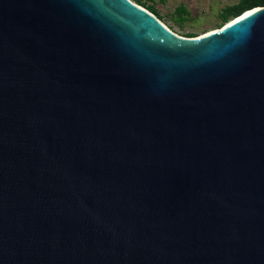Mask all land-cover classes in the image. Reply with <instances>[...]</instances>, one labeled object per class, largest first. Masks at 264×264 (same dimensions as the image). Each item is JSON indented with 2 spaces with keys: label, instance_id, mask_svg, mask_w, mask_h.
<instances>
[{
  "label": "water",
  "instance_id": "1",
  "mask_svg": "<svg viewBox=\"0 0 264 264\" xmlns=\"http://www.w3.org/2000/svg\"><path fill=\"white\" fill-rule=\"evenodd\" d=\"M191 40L131 0H0V264H264V6Z\"/></svg>",
  "mask_w": 264,
  "mask_h": 264
},
{
  "label": "rangeland",
  "instance_id": "2",
  "mask_svg": "<svg viewBox=\"0 0 264 264\" xmlns=\"http://www.w3.org/2000/svg\"><path fill=\"white\" fill-rule=\"evenodd\" d=\"M179 35L200 37L243 15L242 0H132ZM231 9V10H230Z\"/></svg>",
  "mask_w": 264,
  "mask_h": 264
},
{
  "label": "bare ground",
  "instance_id": "3",
  "mask_svg": "<svg viewBox=\"0 0 264 264\" xmlns=\"http://www.w3.org/2000/svg\"><path fill=\"white\" fill-rule=\"evenodd\" d=\"M131 1H132V0H131ZM132 2H134V1H132ZM134 3H135V2H134ZM135 4H136V3H135ZM141 7H142V6H141ZM142 8H144V7H142ZM144 9H146V8H144ZM146 10H147V9H146ZM246 14H247V13H244L243 15L239 16L238 18H235V19L231 20L230 22L225 23V26L223 25L222 27H219V28H217V29H213V30H211V31H209V32H207V33L201 35L200 37H186V36L179 35V34L176 33L175 31H173L170 27H168V25H165L163 21H161L160 19H159V21H160L161 24H163L168 30H170V31L173 32L174 34H177L178 36L185 37V38H189V39H191V40H199V39H203V38H208V37H210V36L213 35V34H216V33L221 32L222 30H224V29L226 28V26H227V27L230 26L231 24H233L235 21L239 20V18H241L242 16H245Z\"/></svg>",
  "mask_w": 264,
  "mask_h": 264
},
{
  "label": "trees",
  "instance_id": "4",
  "mask_svg": "<svg viewBox=\"0 0 264 264\" xmlns=\"http://www.w3.org/2000/svg\"><path fill=\"white\" fill-rule=\"evenodd\" d=\"M257 6H264V0H242V9L243 10L244 9H246V10L247 9H252L254 7H257ZM241 15H239V16H241ZM239 16H237L235 18H238ZM235 18H233V19H235Z\"/></svg>",
  "mask_w": 264,
  "mask_h": 264
}]
</instances>
